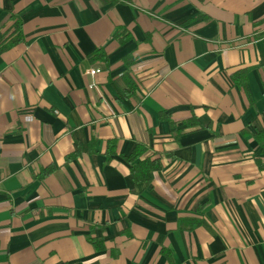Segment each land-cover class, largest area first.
I'll list each match as a JSON object with an SVG mask.
<instances>
[{
	"label": "crops",
	"instance_id": "1",
	"mask_svg": "<svg viewBox=\"0 0 264 264\" xmlns=\"http://www.w3.org/2000/svg\"><path fill=\"white\" fill-rule=\"evenodd\" d=\"M10 14L0 264H264V0H0V32Z\"/></svg>",
	"mask_w": 264,
	"mask_h": 264
},
{
	"label": "trees",
	"instance_id": "2",
	"mask_svg": "<svg viewBox=\"0 0 264 264\" xmlns=\"http://www.w3.org/2000/svg\"><path fill=\"white\" fill-rule=\"evenodd\" d=\"M10 26L3 32H0V53L6 49L20 43L22 41L20 33V21L13 14L9 15ZM114 37L118 44L123 43L128 39L127 34L119 30L114 34ZM95 54L100 55V51H94ZM231 81L237 87H239L244 93H246V76L244 71H237L232 75ZM161 119H164V116H160ZM186 125L196 126V122L193 117H190L187 120H184ZM258 139L260 137L264 140V130L259 133ZM113 142H108V146H111ZM146 151V148L136 144L127 158L130 163L129 174L133 182L146 184L149 180V173L160 168V162L158 158L149 157L140 159L143 153ZM45 173H42L43 176Z\"/></svg>",
	"mask_w": 264,
	"mask_h": 264
},
{
	"label": "built area",
	"instance_id": "3",
	"mask_svg": "<svg viewBox=\"0 0 264 264\" xmlns=\"http://www.w3.org/2000/svg\"><path fill=\"white\" fill-rule=\"evenodd\" d=\"M98 72L97 70L90 71L89 74L93 75L94 73Z\"/></svg>",
	"mask_w": 264,
	"mask_h": 264
}]
</instances>
